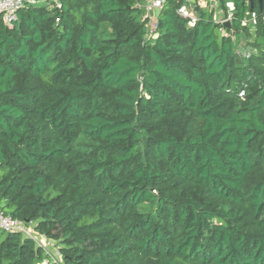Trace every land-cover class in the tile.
I'll list each match as a JSON object with an SVG mask.
<instances>
[{"label":"trees","instance_id":"16d2710c","mask_svg":"<svg viewBox=\"0 0 264 264\" xmlns=\"http://www.w3.org/2000/svg\"><path fill=\"white\" fill-rule=\"evenodd\" d=\"M140 1L0 16V264H264V4Z\"/></svg>","mask_w":264,"mask_h":264},{"label":"built area","instance_id":"2783aa9c","mask_svg":"<svg viewBox=\"0 0 264 264\" xmlns=\"http://www.w3.org/2000/svg\"><path fill=\"white\" fill-rule=\"evenodd\" d=\"M42 1H51V8L57 6L60 7L62 0H0V16L3 18L4 22L8 25L12 24L14 20L17 19L18 12L26 7L29 4H40ZM167 0H142L138 5L143 9V20L146 23V38H152L157 36V16L160 10L163 8ZM210 1V0H209ZM212 1L213 9H216L215 6H219L218 0ZM206 1L204 0H187L185 4L180 6L178 13L187 20L188 26L193 27L199 20L197 14L196 6L206 7ZM228 15H224V11L221 10V18H218L215 12V20L218 23L224 24L226 21L232 20V13L234 10L233 3L229 2L227 4ZM256 24V14L251 13L249 19H245L243 24L251 23ZM227 35L226 32H224ZM241 54L244 57H249L250 53L247 49L243 50ZM245 85L240 89L239 96L243 97L245 94ZM32 223L26 222L19 218L13 217L12 215L5 212V210L0 205V228L6 232H18L21 233L24 237H31L36 239L35 235L32 233ZM40 246L42 244L38 243ZM54 261H57L56 257ZM41 264H52L51 262L44 261Z\"/></svg>","mask_w":264,"mask_h":264},{"label":"rangeland","instance_id":"374dc122","mask_svg":"<svg viewBox=\"0 0 264 264\" xmlns=\"http://www.w3.org/2000/svg\"><path fill=\"white\" fill-rule=\"evenodd\" d=\"M206 1V7L209 8V10H212L213 9V6H212V1L210 0H204ZM214 1H217V0H214ZM51 1H42L40 4L43 5V6H46L48 8H51ZM216 7V15L218 16V18H221V8L217 5L215 6ZM249 19V18H247ZM32 233L35 235L36 237V242L37 243H40L42 244V246H44L46 249H48L51 253H53V255L56 257V259L58 261H60L61 263V260H62V257H61V254H60V247L61 245L59 244V241L57 240H48L46 239V237L44 235H41L38 230H36V227H35V224L32 225Z\"/></svg>","mask_w":264,"mask_h":264},{"label":"water","instance_id":"95a60500","mask_svg":"<svg viewBox=\"0 0 264 264\" xmlns=\"http://www.w3.org/2000/svg\"><path fill=\"white\" fill-rule=\"evenodd\" d=\"M244 2H249L250 5H251V8L254 6V3H255V0H243ZM259 2V4L261 5V7L263 6L264 4V0H257ZM225 26H228L230 27V21H226L224 23Z\"/></svg>","mask_w":264,"mask_h":264},{"label":"crops","instance_id":"0c3cea01","mask_svg":"<svg viewBox=\"0 0 264 264\" xmlns=\"http://www.w3.org/2000/svg\"><path fill=\"white\" fill-rule=\"evenodd\" d=\"M199 6H196V10L198 9ZM202 7V6H201ZM218 17V16H217Z\"/></svg>","mask_w":264,"mask_h":264}]
</instances>
